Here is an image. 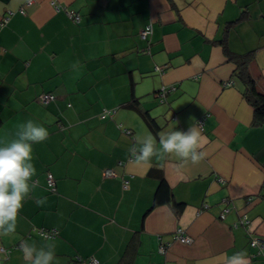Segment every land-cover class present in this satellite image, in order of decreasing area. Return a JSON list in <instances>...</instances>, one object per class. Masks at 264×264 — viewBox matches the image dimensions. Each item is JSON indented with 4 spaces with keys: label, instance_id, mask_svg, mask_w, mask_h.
Wrapping results in <instances>:
<instances>
[{
    "label": "crops",
    "instance_id": "crops-1",
    "mask_svg": "<svg viewBox=\"0 0 264 264\" xmlns=\"http://www.w3.org/2000/svg\"><path fill=\"white\" fill-rule=\"evenodd\" d=\"M28 2L0 0V22L8 17L0 27V143L27 120L49 137L33 145L34 187L16 231L0 235V247L11 249L6 264H26L25 243L54 245L55 264H227L237 253L264 264V249L256 254L248 229L234 225L246 214L249 230L264 236V123H254L229 56L253 53L250 71L264 93V0ZM170 84L176 90L159 102L156 91ZM42 93L55 99L42 103ZM204 115L199 162L130 159L141 138L158 147L161 132L173 124L187 131ZM161 177L179 212L173 202L155 205ZM33 227L59 234L45 239ZM178 228L193 242L175 239Z\"/></svg>",
    "mask_w": 264,
    "mask_h": 264
},
{
    "label": "clouds",
    "instance_id": "clouds-1",
    "mask_svg": "<svg viewBox=\"0 0 264 264\" xmlns=\"http://www.w3.org/2000/svg\"><path fill=\"white\" fill-rule=\"evenodd\" d=\"M49 132L46 127L32 120L21 123L14 139L0 143V235L14 233L18 213L24 200L34 187L32 177L36 168L32 163L33 145L46 141ZM136 160L147 162L156 155L174 154L181 159L197 163L204 158L198 151L201 144V130L193 124L187 131L174 130V124L159 134L157 142L151 135L141 138ZM26 264H55L54 245L37 248L25 243L22 246ZM227 264H246L243 253L228 258Z\"/></svg>",
    "mask_w": 264,
    "mask_h": 264
},
{
    "label": "built area",
    "instance_id": "built-area-1",
    "mask_svg": "<svg viewBox=\"0 0 264 264\" xmlns=\"http://www.w3.org/2000/svg\"><path fill=\"white\" fill-rule=\"evenodd\" d=\"M31 0H29L28 3H30ZM60 8H58L59 10ZM64 10L66 13L76 22H79L80 16L79 14L75 13L74 11H70L67 8ZM21 11L24 12V9L21 8ZM8 20V17L3 18V20L0 22V27L6 23ZM153 33V25L152 23L147 24L143 29H141L139 35L142 39L148 40L149 37ZM165 67H158V69L162 72L164 71ZM228 85H232V82H228ZM177 86L175 84H170V85H164L158 91H156V98L159 102H166L167 100V95L171 91L176 90ZM40 101L42 103H48L50 101H53L55 99V95L52 93H42L40 95ZM112 111L105 110V114H110ZM206 119V116H202L199 121H198V126L200 128H203L204 121ZM124 132L131 134L130 129H124ZM138 154V150L134 148L131 151V156L130 159H135L136 155ZM104 176L105 177H115L117 176V173L113 169H105L104 170ZM46 180H47V185L50 191H55L56 190V179L53 176L51 172H48L46 175ZM220 182L225 183L226 180L222 177L219 178ZM127 180L124 181L125 186L127 185ZM225 201V200H224ZM230 207L226 206L221 213V217H225V215L230 211ZM236 227L238 226H243L245 229H248V234H249V244L256 250V254H261L263 249H264V236H261L259 234H256L254 232H251L249 228L251 227V220L248 218L246 214H244L241 218L238 219L234 223ZM33 232L39 235L40 237H43L45 239H52L58 236L59 231L56 228H45V227H33L32 228ZM175 239L180 240L185 243H191L193 242V239L190 235L186 234L182 228H178L174 234ZM9 248L5 247H0V264H6V261L9 257L10 253ZM160 252H164L166 250V246L161 244L159 248ZM86 264H100L99 261L95 257H90L87 259Z\"/></svg>",
    "mask_w": 264,
    "mask_h": 264
},
{
    "label": "trees",
    "instance_id": "trees-1",
    "mask_svg": "<svg viewBox=\"0 0 264 264\" xmlns=\"http://www.w3.org/2000/svg\"><path fill=\"white\" fill-rule=\"evenodd\" d=\"M230 59L236 64L235 74L239 77L245 85L244 96L254 108V123H264V93L257 88V79L250 71V63L253 58V53L244 55L229 54ZM1 125V120H0ZM163 202H173L174 207L179 212L183 204L173 200V194L170 187L165 180L161 177L160 183L155 193V205Z\"/></svg>",
    "mask_w": 264,
    "mask_h": 264
}]
</instances>
